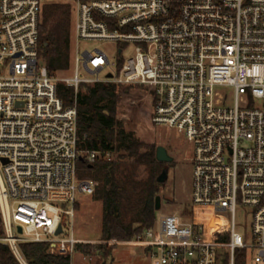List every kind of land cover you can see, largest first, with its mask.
Wrapping results in <instances>:
<instances>
[{
    "label": "built area",
    "instance_id": "2783aa9c",
    "mask_svg": "<svg viewBox=\"0 0 264 264\" xmlns=\"http://www.w3.org/2000/svg\"><path fill=\"white\" fill-rule=\"evenodd\" d=\"M45 1L70 4L74 17V76L61 81L75 92L98 82L151 87L152 124L189 146L187 213L119 242L141 245L150 264H235L236 251L244 262L253 247L249 264L264 263V0H0V242L20 264H29L21 242L71 256L83 241L65 234L63 217L96 184L76 164L111 157L79 146L75 103L64 105L38 62ZM79 40L115 43L116 59L97 48L79 55ZM80 62L94 79L77 76ZM237 210L248 236L236 231Z\"/></svg>",
    "mask_w": 264,
    "mask_h": 264
},
{
    "label": "trees",
    "instance_id": "16d2710c",
    "mask_svg": "<svg viewBox=\"0 0 264 264\" xmlns=\"http://www.w3.org/2000/svg\"><path fill=\"white\" fill-rule=\"evenodd\" d=\"M72 9L65 2H48L42 6L38 23V53L44 58L49 75L68 67ZM55 77V76H54ZM74 91L64 82L57 81L56 92L64 105L75 103L79 146L83 149L109 151L110 159L97 158L93 163L80 162L85 177L96 182L90 194L100 203L96 222L99 244H77L85 255L100 253L106 257L109 247L119 241H129L154 224L155 197L160 183L161 161L155 158V140L150 132L135 135L133 111H141L149 97L150 108L146 120L152 115L154 91L141 84L98 82ZM144 166L147 174L138 175ZM3 234L0 217V236ZM19 250L29 264H70V256L49 252L46 242H21ZM242 251H236V263H242ZM0 264H20L10 248L0 242ZM220 264H226L223 258Z\"/></svg>",
    "mask_w": 264,
    "mask_h": 264
},
{
    "label": "rangeland",
    "instance_id": "374dc122",
    "mask_svg": "<svg viewBox=\"0 0 264 264\" xmlns=\"http://www.w3.org/2000/svg\"><path fill=\"white\" fill-rule=\"evenodd\" d=\"M54 2L45 1L44 3ZM73 13L70 28V44H69V59L68 67L64 70L57 71L54 76L58 81L62 82V78L74 76L75 64H74V40L72 37L73 32ZM97 48L104 52L108 58L116 59L117 45L113 42L105 40H79L77 42V50L81 55L83 50L93 51ZM134 44L128 43L123 50V57L126 59L133 55ZM38 62L45 65L44 58L39 55ZM107 70H102L99 74V78H104ZM77 76L84 79H94L96 74L86 70L82 63L77 65ZM91 85L90 83H83ZM80 84L78 90L85 91ZM149 97L145 99L144 108L141 111H133L130 115H124L122 119L128 123L129 120H133L135 124V135H146L151 133L154 136L155 145H162L167 153L173 157L170 168L167 171V177L163 182H159V208L156 209V219L159 216L166 214H179L183 210V214L187 213V209L192 205L191 191H192V164L188 160L189 151L188 143L180 136L174 129L151 125L146 120L147 111L150 108ZM166 166L164 162L161 164V170ZM76 170L79 178L85 177V170L80 165V162L76 164ZM138 175L144 177L147 174V170L144 166L138 167ZM185 208V209H184ZM100 213V203L93 200L90 195L78 194L73 204L72 217H63L62 223L64 226L65 234H69L70 229L74 237L82 240V243H89L92 245L99 244L100 241L99 231L96 226V222ZM248 217L244 216L242 210H237L236 213V231L240 234L248 236L249 231L244 227ZM249 238V237H248ZM256 248H250L248 250V256L242 263L235 264H249L251 258L256 254ZM70 264H150V260L147 257L144 248L141 245L135 243L118 242L109 247V253L106 257H103L100 253H91L85 255L81 250L76 249L70 256ZM264 264V263H262Z\"/></svg>",
    "mask_w": 264,
    "mask_h": 264
},
{
    "label": "water",
    "instance_id": "95a60500",
    "mask_svg": "<svg viewBox=\"0 0 264 264\" xmlns=\"http://www.w3.org/2000/svg\"><path fill=\"white\" fill-rule=\"evenodd\" d=\"M109 76V75H108ZM124 119V118H123ZM125 120V119H124ZM155 158L158 161L161 162H169L171 161V156H169V154L167 153L166 149L162 146V145H158L155 148ZM167 177V170L166 169H162L161 172L159 173V175L157 176L156 180L158 182H163ZM159 196L157 195L155 197V209L159 208ZM60 225L57 228V232L60 231ZM18 232H21L20 227L17 228Z\"/></svg>",
    "mask_w": 264,
    "mask_h": 264
},
{
    "label": "flooded vegetation",
    "instance_id": "af4514ba",
    "mask_svg": "<svg viewBox=\"0 0 264 264\" xmlns=\"http://www.w3.org/2000/svg\"><path fill=\"white\" fill-rule=\"evenodd\" d=\"M170 156V155H169ZM171 161H169V162H164L165 164H166V166L163 168V169H166L167 171H168V169L170 168V165L169 164H171V162H172V160H173V157L171 156Z\"/></svg>",
    "mask_w": 264,
    "mask_h": 264
}]
</instances>
